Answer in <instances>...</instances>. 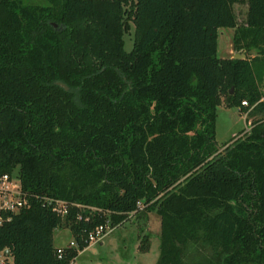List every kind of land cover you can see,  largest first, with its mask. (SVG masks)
Here are the masks:
<instances>
[{
  "label": "trees",
  "instance_id": "1",
  "mask_svg": "<svg viewBox=\"0 0 264 264\" xmlns=\"http://www.w3.org/2000/svg\"><path fill=\"white\" fill-rule=\"evenodd\" d=\"M219 27L243 58L216 56ZM263 84L264 0H0V175L26 197L0 209V253L70 264L96 226L145 209L156 264H264ZM221 104L262 119L219 151ZM58 227L74 246L58 251Z\"/></svg>",
  "mask_w": 264,
  "mask_h": 264
},
{
  "label": "rangeland",
  "instance_id": "2",
  "mask_svg": "<svg viewBox=\"0 0 264 264\" xmlns=\"http://www.w3.org/2000/svg\"><path fill=\"white\" fill-rule=\"evenodd\" d=\"M27 2L44 3L45 0H25ZM234 10L238 23L243 21L246 6L235 4ZM234 29L219 27L217 29L216 56L219 58L233 57L235 51L232 46ZM134 28L130 24L124 34V49L132 48ZM244 54V53H243ZM215 120V142L219 151L238 136H241L249 121L262 119L260 113L244 112L235 106H217ZM246 133V132H245ZM16 170L13 176L16 174ZM16 178H18L16 176ZM141 206V204H140ZM159 230L160 217L154 210L141 209L137 214H130L128 218L107 232L101 240L91 243L71 261L70 264H156L159 257ZM68 229L58 227L53 232V242L58 246H67L72 240ZM139 245L148 247L147 250H139ZM10 261L11 259L8 258Z\"/></svg>",
  "mask_w": 264,
  "mask_h": 264
},
{
  "label": "built area",
  "instance_id": "3",
  "mask_svg": "<svg viewBox=\"0 0 264 264\" xmlns=\"http://www.w3.org/2000/svg\"><path fill=\"white\" fill-rule=\"evenodd\" d=\"M263 94L259 101L264 99V84L261 88ZM241 105L247 106V102L243 100ZM255 104L249 106V108L244 112V117L249 113V111L254 107ZM242 111V110H240ZM249 126L246 125L242 134L249 132L252 124L249 121ZM44 201L51 206L52 210L56 212L61 218H64L68 213V203L64 200L57 198H43ZM26 203V197L21 191L19 179L15 176H10L8 174L0 175V209H7L13 212L18 211ZM80 207V205H77ZM1 222V219H0ZM114 226H110L108 221L104 225H98L88 234L89 244L101 240V238L109 231L113 229ZM75 242L72 239L67 246H74ZM60 248L58 251H60ZM0 264H11V261L6 258L3 253H0Z\"/></svg>",
  "mask_w": 264,
  "mask_h": 264
},
{
  "label": "water",
  "instance_id": "4",
  "mask_svg": "<svg viewBox=\"0 0 264 264\" xmlns=\"http://www.w3.org/2000/svg\"><path fill=\"white\" fill-rule=\"evenodd\" d=\"M233 57H234V58H243V57H244V54H243V53H239V52H237V53L234 54ZM59 84L62 85L65 89L67 88L64 84H62V83H60V82H59ZM231 92H232V89H231ZM6 252H7V251H6Z\"/></svg>",
  "mask_w": 264,
  "mask_h": 264
},
{
  "label": "crops",
  "instance_id": "5",
  "mask_svg": "<svg viewBox=\"0 0 264 264\" xmlns=\"http://www.w3.org/2000/svg\"><path fill=\"white\" fill-rule=\"evenodd\" d=\"M54 245H55V244H54ZM89 245H90V244H89ZM89 245H88V246H89ZM55 246H56V247H59L58 245H55ZM85 248H86V247H85ZM85 248H84V249H85ZM84 249H83V250H84ZM83 250H80L78 253H80V252L83 251Z\"/></svg>",
  "mask_w": 264,
  "mask_h": 264
}]
</instances>
